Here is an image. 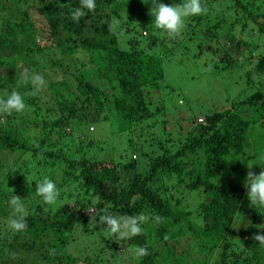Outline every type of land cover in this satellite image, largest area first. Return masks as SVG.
Here are the masks:
<instances>
[{"label": "trees", "instance_id": "obj_1", "mask_svg": "<svg viewBox=\"0 0 264 264\" xmlns=\"http://www.w3.org/2000/svg\"><path fill=\"white\" fill-rule=\"evenodd\" d=\"M256 1L201 0L207 13L187 18L180 36L170 39L154 26L137 31L130 20L119 21L121 0H95V11L79 23L71 12L80 0H0V87L6 94L0 98L15 89L28 105L23 114L0 117V264H78L72 244L90 233L103 240L100 233L107 230L91 226L90 208L150 217L142 234L103 241L113 254L146 247L148 255H133L131 264H264L261 244L253 239L263 233L264 208L259 215L249 212V224L238 229L247 189L213 181L240 168L229 154L247 144L250 125L264 127V116L255 121L246 107L264 109V92L259 88L204 121L188 120L181 140L170 135L162 106L170 95L163 94L164 64L176 60L187 41H194L197 56L213 54L216 70L237 69L248 43L236 24L264 32V11L258 9L264 3ZM172 2L183 0L167 4ZM143 16L154 23L153 16ZM113 18L117 34L108 30ZM254 67L264 72V54ZM22 73L44 78L37 95H28L30 83L17 88ZM106 110L114 112L120 131L140 130L142 162L137 151L135 158L117 161L88 155L93 142L87 144L78 127L86 117L107 118ZM45 176L60 193L54 205L36 195ZM12 195L22 198L28 212L27 229L19 233L8 226ZM191 200L198 201L194 208ZM156 215L161 222L151 219Z\"/></svg>", "mask_w": 264, "mask_h": 264}, {"label": "rangeland", "instance_id": "obj_2", "mask_svg": "<svg viewBox=\"0 0 264 264\" xmlns=\"http://www.w3.org/2000/svg\"><path fill=\"white\" fill-rule=\"evenodd\" d=\"M150 0H121L123 11L119 21L130 20L136 27L137 31L140 26L151 28L154 26L153 22L146 21L144 16L140 19L143 13L150 18L151 2ZM166 1V3H165ZM169 0H157L158 3L167 4ZM258 4L261 0H257ZM127 3V4H126ZM173 2L171 3V5ZM169 5V4H168ZM260 12L264 11V7H258ZM236 28L241 30L242 37L247 41L248 47L243 50L242 57L238 60L237 69L235 68H216L213 65V54L204 52L197 56V48L194 47L193 42H185L180 45L177 50L178 57L174 61H168L164 64V75L167 84L164 86L163 94L166 95L162 101V106L166 109V119L168 120L171 130L170 135L176 140L184 136L185 129L189 126L188 120L194 117H204L205 115L220 109L231 107L233 104H239L244 98L256 92L259 88L264 92V72H257L254 65L257 62V57L264 54V32L259 33L251 32L247 27H243L241 22L236 24ZM235 28V30H236ZM244 28V30H242ZM148 30L144 29L141 32L145 37ZM166 35V34H165ZM78 61L81 60L80 56L77 57ZM242 61V64L239 63ZM72 62V61H71ZM73 67L72 63H70ZM221 66V62H219ZM76 67L79 65H75ZM54 88H58L53 84ZM5 96L4 87H0V97ZM241 105L239 108H243ZM248 113L255 121L264 116V109L257 105L246 106ZM258 107V108H257ZM107 118L103 119L102 116L86 117L79 125V131L84 132L87 144L93 142L88 155L93 160H101L111 158L113 160H122L126 157L135 158L138 152V160L143 161V150H140L138 139L141 137L140 130L128 129L120 131L118 128V120L114 112L106 110ZM103 113L102 115H106ZM111 114V115H110ZM190 118V119H189ZM160 122V118H159ZM159 122L157 124H159ZM162 124V122H161ZM264 126V125H263ZM75 136V132L73 133ZM146 143V137L143 139ZM85 141V140H84ZM83 141V142H84ZM150 144V143H148ZM137 151V152H136ZM140 151V152H139ZM142 152V153H141ZM140 153V154H139ZM232 158L240 162V168L237 172L229 176H219L213 178V181L218 184H244L248 166L251 171L256 174L264 169V127L260 124H252L248 130L247 144L239 149L232 150L229 154ZM208 198V197H207ZM207 198L205 200H207ZM197 200H191L189 206L195 207ZM241 210H243L240 221L236 224L238 229L244 228L249 224L251 217L248 216L249 212L254 214H261L262 208L246 203ZM101 229V226L98 225ZM264 234V229H261ZM88 238H81L71 246V253L79 255L81 258L78 264H93L92 261L111 264V263H134L133 248L130 253H112V245L103 246V241H115L114 237L106 230L100 233L104 238L98 237L97 234L90 233ZM115 243H117L115 241ZM260 245L259 243H257ZM68 244L67 247H69ZM103 246V248H101ZM260 251L264 252V245L258 246ZM168 255L171 256L167 250ZM89 257V261L84 262L83 259Z\"/></svg>", "mask_w": 264, "mask_h": 264}, {"label": "clouds", "instance_id": "obj_3", "mask_svg": "<svg viewBox=\"0 0 264 264\" xmlns=\"http://www.w3.org/2000/svg\"><path fill=\"white\" fill-rule=\"evenodd\" d=\"M143 2V0H142ZM150 14L154 17V27L161 30L170 39L180 36L185 26L186 19L192 16L206 14L208 9L202 5L201 0H183L179 4L158 3L157 0H151ZM96 8L95 0H80V6L71 12V18L79 23L86 13L94 12ZM108 30L113 34H117L119 30V21L115 18L108 24ZM31 84L32 91L28 95L35 96L45 86L46 81L39 74L22 73L17 80V88L22 85ZM28 105L25 103L24 97L17 90H12L7 98H0V117L11 116L13 113L23 114ZM204 118H199V121ZM252 166H248L244 187L247 189V198L250 205L264 208V169L259 174L251 171ZM36 195L41 197L47 205H54L60 195L56 183L45 176L36 185ZM8 205L12 210L9 217L8 226L16 233L23 232L27 229L26 217L28 212L25 204L20 196L12 195L8 201ZM90 213L89 222L93 227L96 224L106 225L108 232L114 237L117 243L124 240H130L135 236L142 234V225L147 223L149 216L141 213L134 216L118 215L116 212L110 211L108 208L97 211L96 209L86 210ZM98 217V219H97ZM156 223L161 222L162 217L156 215L154 218ZM253 239L259 244L264 245V234H255ZM133 255L142 258L148 255L147 248L144 246H135Z\"/></svg>", "mask_w": 264, "mask_h": 264}]
</instances>
